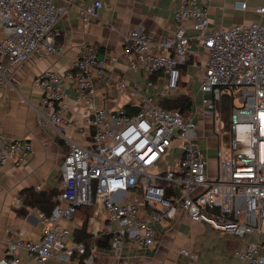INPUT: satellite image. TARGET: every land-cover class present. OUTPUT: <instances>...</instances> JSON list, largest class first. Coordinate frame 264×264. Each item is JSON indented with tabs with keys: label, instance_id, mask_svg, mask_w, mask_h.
<instances>
[{
	"label": "built area",
	"instance_id": "obj_1",
	"mask_svg": "<svg viewBox=\"0 0 264 264\" xmlns=\"http://www.w3.org/2000/svg\"><path fill=\"white\" fill-rule=\"evenodd\" d=\"M250 1L256 17L227 27L213 26L205 0H180L170 36L156 37L139 27L128 31V67L141 71L146 84L140 88L119 77L116 88L139 95L138 109L96 104L95 78L109 77L106 59L115 62L117 56L107 51L100 59L90 43L80 47L69 69L46 68L34 78L41 91L38 123L53 127L68 150L60 163L56 204L49 214L38 213L40 237L19 231L0 264H20L21 250L35 264L67 261L84 255L86 246L94 247L103 235L119 257L124 248L147 250L156 243L159 227L179 212L238 238L256 234L234 254L240 264H264V0H234L233 5L244 10ZM101 5L100 0L79 5L81 21L90 20ZM62 12L55 0H0V88L31 55L57 50L54 29ZM188 21L193 34L186 32ZM182 66L191 75L200 73L187 113L161 103L180 92ZM150 88L155 95L141 93ZM69 90L77 104L85 105L80 131L89 135L87 144L65 132L76 125L65 117L72 112ZM223 95L233 98L227 123L218 105ZM206 138L215 140L213 176L199 141ZM32 149L29 139L0 136V173L7 162L22 166ZM82 205L92 207L88 244L74 239L62 223ZM180 253L194 260L187 249ZM115 264L129 262L119 258Z\"/></svg>",
	"mask_w": 264,
	"mask_h": 264
},
{
	"label": "crops",
	"instance_id": "obj_2",
	"mask_svg": "<svg viewBox=\"0 0 264 264\" xmlns=\"http://www.w3.org/2000/svg\"><path fill=\"white\" fill-rule=\"evenodd\" d=\"M55 1L63 7L54 29L57 50L45 56L31 55L15 69L11 83L0 88V136L26 138L33 144L32 152L22 166L15 167L7 162L1 169L0 257L7 243L16 239L19 231H23L26 237H40V210L24 202L23 191L29 188L34 191L53 190L55 199L60 188V163L68 150V145L53 127L38 123L37 108L41 91L34 87V78L46 68L60 73L69 69L80 47L90 43L96 46L100 59H106L107 51L117 56L115 62L106 59L105 71L109 77L95 78L96 104L106 108L126 104L138 106L139 95L132 94L129 89L119 91L116 88L119 77L125 78L128 83H136L140 88L146 84V77L141 71H133L128 67L129 56L124 52V35L139 27L156 37L170 36L175 29L173 9L180 0H100L102 5L97 9V14L87 22L81 21L78 6L91 4L94 0ZM233 1L205 0L213 26L227 27L256 17L251 1L247 9L254 13L253 16L240 9L234 11ZM185 28L188 34H193L190 21L185 23ZM199 78V72L191 75L187 66H182L180 92L170 99L184 93L191 98ZM141 93L155 95L156 89L142 90ZM67 102L72 112L66 113L65 117L74 119L76 125L65 128V132L76 142L87 144L89 135L80 131L85 105L73 100L71 90L68 91ZM199 141L207 158L208 174L213 176L217 166L215 140L211 138L214 145L209 147L206 140ZM209 157L213 158L214 164H209ZM37 185L41 186L40 190L36 188ZM87 221L85 228L89 231ZM62 223L69 227L75 239V232L83 224L81 211ZM256 238V234L238 238L215 230L207 223L192 221L185 213L179 212L173 220L159 227L156 243L147 250L136 246L124 248L119 257L109 249L107 236L103 235L96 240L94 247L88 244L91 239L85 242L88 245L84 255H74L67 261L50 259L46 264H115L119 258L126 259L129 264H240L234 251ZM101 242L106 245L103 246ZM181 248L193 254L194 260L190 261L182 255ZM19 254L20 264H35L24 250Z\"/></svg>",
	"mask_w": 264,
	"mask_h": 264
},
{
	"label": "trees",
	"instance_id": "obj_3",
	"mask_svg": "<svg viewBox=\"0 0 264 264\" xmlns=\"http://www.w3.org/2000/svg\"><path fill=\"white\" fill-rule=\"evenodd\" d=\"M154 80V78H152ZM233 98L231 96L223 95L221 100L218 102V105L220 107L222 117L227 123L229 110L232 105ZM163 106L168 108H177L181 110L182 113H187V111L191 108V98L187 93H184L174 99H166L165 101L161 102ZM124 109L126 110H134L138 109L136 106H132L129 104L123 105ZM24 193V202L27 203L31 207H36L40 211L44 212L45 214H49L56 204V200L54 199V191L53 190H40V191H34L33 189H25L23 191ZM81 211V218L83 220L82 227L80 230L75 232V239L77 241L86 242L89 239H91V233L85 228L86 219L87 217L92 213V207L87 205L79 206L76 209V212L74 215ZM102 245L105 246V242Z\"/></svg>",
	"mask_w": 264,
	"mask_h": 264
},
{
	"label": "rangeland",
	"instance_id": "obj_4",
	"mask_svg": "<svg viewBox=\"0 0 264 264\" xmlns=\"http://www.w3.org/2000/svg\"><path fill=\"white\" fill-rule=\"evenodd\" d=\"M232 6H233V5H232ZM233 9H234V11L239 10V9H236L234 6H233ZM241 11L249 12V15H250V16H253V15H254V13H253V12H250L248 9H244V10H241ZM249 18H250V17H249ZM247 19H248V18H247ZM251 20H252V19H251ZM246 21H250V20H246ZM246 21H242V22H246ZM242 22H239V23H242ZM199 98H200V94L197 96V101H196V102H199ZM205 140H206L205 143L207 144L208 147L214 145L213 141H211V138H206ZM172 158H173V157H172ZM174 158H175V155H174ZM208 160H209V164H211V165L214 164V160H213L212 157H209ZM212 167H213V166H212ZM212 167H210V168H212ZM211 172H213V168H212V171H211Z\"/></svg>",
	"mask_w": 264,
	"mask_h": 264
}]
</instances>
